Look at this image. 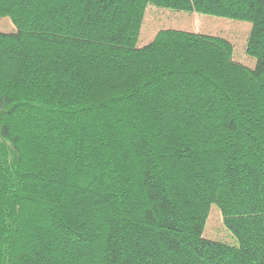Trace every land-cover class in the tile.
Masks as SVG:
<instances>
[{"label":"trees","instance_id":"16d2710c","mask_svg":"<svg viewBox=\"0 0 264 264\" xmlns=\"http://www.w3.org/2000/svg\"><path fill=\"white\" fill-rule=\"evenodd\" d=\"M147 5L251 24L162 30ZM0 264H264V0H0ZM237 246L202 237L210 206Z\"/></svg>","mask_w":264,"mask_h":264},{"label":"rangeland","instance_id":"374dc122","mask_svg":"<svg viewBox=\"0 0 264 264\" xmlns=\"http://www.w3.org/2000/svg\"><path fill=\"white\" fill-rule=\"evenodd\" d=\"M168 29L225 39L232 45L235 62L247 68L255 67V59L246 53V45L251 31V24L248 22L147 5L136 47L146 46L153 41L158 32ZM15 31L16 28L9 17L0 19V33L10 34ZM202 237L230 246L238 245L236 237L224 226L220 209L215 204L210 206Z\"/></svg>","mask_w":264,"mask_h":264}]
</instances>
